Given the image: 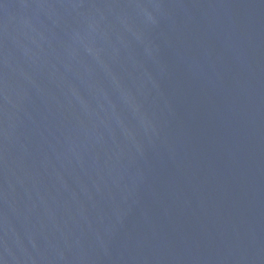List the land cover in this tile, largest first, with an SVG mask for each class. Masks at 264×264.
Masks as SVG:
<instances>
[{"label":"water","instance_id":"water-1","mask_svg":"<svg viewBox=\"0 0 264 264\" xmlns=\"http://www.w3.org/2000/svg\"><path fill=\"white\" fill-rule=\"evenodd\" d=\"M0 264H264V0H0Z\"/></svg>","mask_w":264,"mask_h":264}]
</instances>
